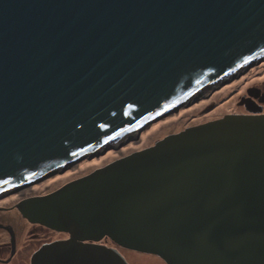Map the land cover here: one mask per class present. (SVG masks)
Listing matches in <instances>:
<instances>
[{
	"label": "water",
	"instance_id": "1",
	"mask_svg": "<svg viewBox=\"0 0 264 264\" xmlns=\"http://www.w3.org/2000/svg\"><path fill=\"white\" fill-rule=\"evenodd\" d=\"M263 59L264 0H0V195ZM249 103L0 206V228L20 213L69 235L30 264H129L105 238L166 264H264V113Z\"/></svg>",
	"mask_w": 264,
	"mask_h": 264
},
{
	"label": "rangeland",
	"instance_id": "2",
	"mask_svg": "<svg viewBox=\"0 0 264 264\" xmlns=\"http://www.w3.org/2000/svg\"><path fill=\"white\" fill-rule=\"evenodd\" d=\"M245 82L264 88V59L242 75L212 86V88L205 90L197 98L190 99L189 103L180 106L178 110H174L147 127L145 126L139 134L136 132L130 137L116 141L106 151L105 149H99L93 156L88 155L82 162L73 164L65 171H59L48 179L43 178L39 181L40 183L35 182L17 194L10 192L6 194L9 196L5 197L4 195V199H0V206H15L27 197L50 193L65 183L89 174L115 159L151 146L167 134L181 131L197 123H204L223 117L228 113L242 111L238 103L243 95L242 88ZM242 112L245 111L243 110ZM134 136H136V140H133ZM12 227L17 233L20 231L19 242H23L30 227L29 222ZM2 228L7 229L6 227ZM3 233L6 235V232L0 228V248L5 247L3 239L6 238L2 237ZM119 250H121L131 264H165L163 259L164 262L159 256L153 254L140 253L123 248Z\"/></svg>",
	"mask_w": 264,
	"mask_h": 264
},
{
	"label": "flooded vegetation",
	"instance_id": "3",
	"mask_svg": "<svg viewBox=\"0 0 264 264\" xmlns=\"http://www.w3.org/2000/svg\"><path fill=\"white\" fill-rule=\"evenodd\" d=\"M249 90L252 96H250ZM242 92H243V95L238 104H239V107L242 109V111L244 110L245 112L240 111V112H232V113L249 114L244 104V101L246 100H250L249 105L252 107H255V108L261 107V110L264 113V101L260 102V99L264 100V88H261L255 85H250L245 82V85L242 88ZM241 102L243 104H240ZM41 182H44V181H41ZM19 215L23 223L25 221L27 222V220L20 213ZM8 223L10 222L5 221V224H7L6 226H8L7 229L8 230H10V228L13 229V227L11 225H8ZM29 225L30 227L27 230V235L23 242H19V238H20L19 236L21 235L20 231L17 233L15 230H13L14 235H15V247L14 248L12 246V240H11L12 235L10 231H8L7 229L1 228L6 232V235L3 233V236H2V237H5L6 239H3L5 243L4 245L5 247L0 248V264H30L33 253L38 248H40L43 244L50 243L56 240L66 239L69 237L67 233L57 232L43 225H39L35 223L33 224L30 222H29ZM100 243L105 244L109 247L117 248L118 250L121 248L120 246L115 244L113 241H111L109 238L103 239ZM119 251L121 252V250ZM160 259L162 260V258Z\"/></svg>",
	"mask_w": 264,
	"mask_h": 264
},
{
	"label": "bare ground",
	"instance_id": "4",
	"mask_svg": "<svg viewBox=\"0 0 264 264\" xmlns=\"http://www.w3.org/2000/svg\"><path fill=\"white\" fill-rule=\"evenodd\" d=\"M240 68V67H239ZM237 74V73H236ZM214 85H216V83L215 84H213L212 86H214ZM212 86H207L206 88H204L205 90L206 89H210ZM218 119V118H217ZM209 121H212V120H209ZM198 124H202V123H197V124H194V125H192V126H196V125H198ZM138 128L137 129H134V130H132V131H130V132H132V133H126L122 138H121V140L122 139H125L126 137H130L131 135H133V134H135L136 132H138ZM129 134V135H128ZM127 135V136H126ZM119 141V139H116L115 141H111L109 144H115V142L116 141ZM133 140H136V136H134L133 137ZM133 140H131V141H133ZM130 141V142H131ZM108 144V145H109ZM105 148V147H104ZM103 149V148H102ZM97 150V149H96ZM101 150V149H100ZM98 151V150H97ZM97 151H95V154L97 153ZM93 156V155H92ZM84 158H82L81 160H79V161H77L76 163H74V164H77V163H79V162H82V160H83ZM45 179H48V178H50V176H48V177H44ZM43 179V178H42ZM33 183H35L34 182V180H33ZM25 184V182H22V183H20L19 184V186H23ZM30 186V185H29ZM27 186H23V187H21V188H14L13 190H10V191H8L7 193H6V191H5V193H3V194H1L0 195V199H4V195H5V197H7V196H9V195H6V194H8V193H10V192H12V193H14V194H17L19 191H21V190H23L24 188H26Z\"/></svg>",
	"mask_w": 264,
	"mask_h": 264
},
{
	"label": "clouds",
	"instance_id": "5",
	"mask_svg": "<svg viewBox=\"0 0 264 264\" xmlns=\"http://www.w3.org/2000/svg\"><path fill=\"white\" fill-rule=\"evenodd\" d=\"M241 69L243 68V67H240ZM249 69H251V68H253V66H249L248 67ZM239 69V68H238ZM248 69V70H249ZM237 73V72H236ZM234 74V76L235 75H237V74ZM239 76V75H238ZM232 78V77H231ZM230 79V78H229ZM216 82H213V83H211L210 84V86H212L213 84H215ZM216 84H218V83H216ZM207 86H204V87H202V89L201 90H199L197 93H194V94H192L188 99H186V102H184L183 104H185V103H189V101H190V99L192 100V99H194V98H197L198 96H200L204 91H205V89L204 88H206ZM212 88V87H211ZM207 90V89H206ZM182 104V105H183ZM170 114V113H169ZM190 127V126H189ZM137 128V127H136ZM135 128V129H136ZM179 132V131H178ZM176 133V132H175ZM168 135V134H167ZM127 136V135H126ZM166 136V135H165ZM155 143V142H154ZM88 157V156H87ZM86 158V157H85ZM83 161V160H82ZM84 176V175H83ZM79 178V177H78ZM33 185V184H32ZM34 224V223H33ZM122 248V247H121ZM123 249H125V248H123ZM128 250V249H127ZM134 251V250H133ZM122 253V252H121ZM123 254V253H122ZM126 258V257H125ZM128 261V260H127ZM129 262V261H128ZM130 264V263H129Z\"/></svg>",
	"mask_w": 264,
	"mask_h": 264
}]
</instances>
